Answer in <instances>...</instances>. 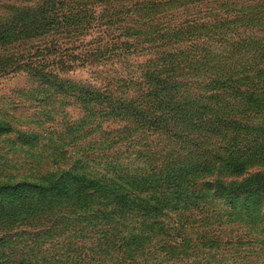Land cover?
Wrapping results in <instances>:
<instances>
[{
	"label": "trees",
	"instance_id": "1",
	"mask_svg": "<svg viewBox=\"0 0 264 264\" xmlns=\"http://www.w3.org/2000/svg\"><path fill=\"white\" fill-rule=\"evenodd\" d=\"M235 2L0 0V74L20 69L12 52L16 44L51 45L53 38L72 39L105 20L107 27L119 25L120 39L142 43L140 51L153 55L137 66L129 83L112 84L115 90L109 84L99 83L98 88L59 79L44 64L23 70L49 92L53 116L70 96L93 123L90 133L100 130L102 117L125 121L130 129H119L114 140L112 132H101L104 139L78 145L77 138L65 139L83 124L80 118L60 122L59 131L51 135L18 129L0 117V143L25 159L19 171L0 168V264H79L89 255L97 257L95 264H130L103 255L113 247L109 238L126 241L123 248L133 256L144 254L145 246L164 233L159 225L170 220L166 213L185 212L199 197L208 199V205L219 202L223 213L231 205L260 200L255 212L264 214V117L257 116L264 110V95L258 97L250 82V44L242 48L233 38L240 20L231 9ZM96 6L112 13L95 21L87 9ZM222 8L231 9L225 17L212 14ZM251 16L248 11L244 17L247 26ZM56 47L50 55H56ZM257 68L264 74L263 62ZM121 90L126 92L110 95ZM88 131H77L78 137L88 139ZM124 133L135 135V141L148 133L163 134L179 141V148L162 167L151 168L148 157L153 154L136 153L130 169L124 163L130 158L123 150L130 143ZM204 138L215 141V150L207 151L201 144ZM99 139L116 149L127 142L113 160L121 164L85 154L90 142L103 145ZM71 141L74 153L67 149ZM197 180L201 185L196 186Z\"/></svg>",
	"mask_w": 264,
	"mask_h": 264
},
{
	"label": "rangeland",
	"instance_id": "2",
	"mask_svg": "<svg viewBox=\"0 0 264 264\" xmlns=\"http://www.w3.org/2000/svg\"><path fill=\"white\" fill-rule=\"evenodd\" d=\"M231 9L236 10L235 13L240 19L236 27L237 31L234 30L237 35H234L233 38H238L242 48H247V44H250L251 52L247 54L248 59L251 60L253 71L250 82L254 92L262 98L264 95V74L257 73V63H264V0H236ZM231 9L222 8L221 11L213 9L212 14L223 15L225 10ZM248 11L252 12V23L249 26L244 20ZM110 13L112 11L104 10L99 6L87 9V14L93 15L95 21H98L99 17L105 20ZM203 16L202 14L201 17ZM105 24L106 20L104 23L103 21L92 23L88 31L85 30L80 34L75 33L72 39L53 38L55 43L51 45H43L35 41L30 45L16 44V49L12 52L19 57L17 59L20 69L8 74H0V117L10 120L18 129L36 130L51 135L56 130L59 131L60 122L65 123L70 122L69 119L73 121L80 118L84 121L83 124L72 128L70 130L71 138L65 139L77 138L78 140L74 144L78 145H86V142L97 140L100 137L104 139L101 132L106 134L112 132L110 138L114 140L119 129L129 130L130 127L126 125L125 121L120 122L117 118L102 117L99 122L97 121L100 130L97 128L95 132L90 133L93 123L90 124V118L85 119V113L77 108L70 96H67L68 101L64 103L63 109L57 110V114L53 116L49 112L55 107V104L47 103L49 92L37 86L36 81L26 71H23L27 70V67L44 64L48 66L45 71H52L59 79L79 85L90 84L100 88L99 83L109 84V86L119 84L120 80L129 83L127 79L132 77V72H136L137 66L145 64V61L153 56L152 51L142 52L140 51L142 43L137 44L135 41H131L132 39H120L122 30L119 29L118 24L109 27ZM124 41H129L132 45L123 48L119 42ZM54 45L57 46L55 48L56 55H50ZM74 47L78 49L72 51ZM128 86L131 88V85ZM112 92L110 95L116 97L126 90L118 91L119 93L116 94H112ZM122 96H126V94ZM53 98L56 96H51V99ZM158 112L160 113V111ZM257 116L258 118L264 117V110H259ZM85 123L90 125L86 126ZM79 130L82 132L89 130L88 139H80L77 134ZM161 133H165V130ZM124 136L129 137L125 133ZM162 136L163 134L157 137V135L148 133L142 139L135 141L133 140L135 135L130 133V141H128L130 143L126 148L123 147L127 143L126 141L118 143L121 146L119 149L114 146L108 147L104 141L99 139V142L102 141L100 144L103 145L99 147L90 142L92 145L86 147L85 154L104 156L107 160L111 158L110 165H118L121 162L113 160L117 157V153L121 152V148H125L123 150L130 158L124 163L130 169L134 167L136 153L144 156L153 154L152 157H148L151 168L162 167L163 162L166 161L165 158L169 160L179 148V141ZM210 138H204L201 142L202 145L206 144L205 148L209 152L216 148L215 141ZM71 142L68 150L73 146L74 141ZM184 146L194 147L189 143H185ZM73 149L69 151L74 153L76 150ZM1 158H4L5 161H2ZM24 160V157L10 149L8 145L3 147V144L0 143V168H4L8 172H16L19 171ZM93 161L95 162V160ZM199 173L202 175L205 172ZM203 176L206 179V176ZM199 185H201V180H197L196 186ZM188 186L193 188L194 184L188 182ZM194 191L191 190L193 193ZM256 203H260V200L249 201L248 204L242 203V205L234 204L226 209V213H223L220 210L219 202L208 205V199L199 197L189 205L185 212L181 211L177 215L166 213L170 220L162 219L164 223L159 225L165 228L164 233L156 236L153 243L145 246L144 254L141 252L133 256L132 252L123 248L126 241L117 237L108 239L113 247L104 250L103 255L109 260L122 259L125 260V263L130 264H155L152 261L154 259H163V263L160 264H264V243H261V240L264 239V214L261 213L258 216V212H255L254 205ZM257 229H260V232H257ZM154 252L156 254L152 255ZM96 262L97 257L89 255V258L83 259L79 264H95Z\"/></svg>",
	"mask_w": 264,
	"mask_h": 264
}]
</instances>
